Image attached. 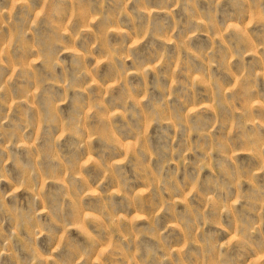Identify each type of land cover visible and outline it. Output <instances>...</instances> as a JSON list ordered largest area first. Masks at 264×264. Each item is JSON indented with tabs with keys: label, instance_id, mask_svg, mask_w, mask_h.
Masks as SVG:
<instances>
[{
	"label": "rangeland",
	"instance_id": "374dc122",
	"mask_svg": "<svg viewBox=\"0 0 264 264\" xmlns=\"http://www.w3.org/2000/svg\"><path fill=\"white\" fill-rule=\"evenodd\" d=\"M0 264H264V0H0Z\"/></svg>",
	"mask_w": 264,
	"mask_h": 264
}]
</instances>
